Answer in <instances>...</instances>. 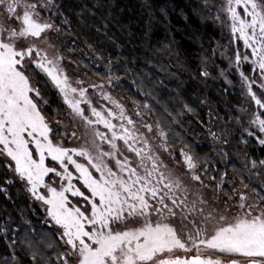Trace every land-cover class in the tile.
Listing matches in <instances>:
<instances>
[{
    "label": "snow or ice",
    "instance_id": "6c2138e0",
    "mask_svg": "<svg viewBox=\"0 0 264 264\" xmlns=\"http://www.w3.org/2000/svg\"><path fill=\"white\" fill-rule=\"evenodd\" d=\"M62 8L59 0H0L3 183H19L44 210L43 223L54 229L50 237L17 240L14 236L8 248L24 245L30 264H264V193L254 188L251 195L234 190L238 201L225 193L233 203L225 202L221 208L215 196L220 185H215L214 198L209 199L207 169L201 173L191 146L180 150L184 169L177 174L156 150L168 152V147L155 146L149 139L153 134L166 140L158 123L155 130L142 123L147 131L141 132L138 120L104 93L103 85L90 87L100 89L113 107H94L83 81L73 86L63 73V57L55 51L49 54L54 47L51 34L67 23ZM214 8L217 15L212 17ZM192 10L201 19L206 12L214 21L224 13L228 23L220 22L230 28L233 42L240 40L250 50L243 56L238 51L235 58L248 106L254 105L244 131L264 145V0H223L219 7L212 0H199ZM242 61L250 63L258 76H246L240 70ZM31 74L46 76L63 97L72 121H81L84 131L72 132L74 140L82 141L79 146L67 147L64 137L55 138L58 129L45 115L48 102ZM82 104L88 105L91 115ZM101 124L107 132L99 130ZM7 191L0 186V192L7 195ZM0 232L6 235L7 229ZM0 264L29 262L13 250Z\"/></svg>",
    "mask_w": 264,
    "mask_h": 264
},
{
    "label": "trees",
    "instance_id": "16d2710c",
    "mask_svg": "<svg viewBox=\"0 0 264 264\" xmlns=\"http://www.w3.org/2000/svg\"><path fill=\"white\" fill-rule=\"evenodd\" d=\"M67 23L61 26L60 45L73 43L88 47L112 74L122 79L121 92L135 107L147 104L149 113L166 133L169 150L179 153L185 145L198 157L205 178L222 184L233 181L248 185L250 191L264 190L249 181L244 164L226 163L225 157L212 145L209 124L213 118L235 116L239 95L227 88L223 81L213 82L201 75L206 53L216 47L221 32L212 18L201 19L192 6L199 0H59ZM148 5L146 7L145 5ZM56 23L59 25L60 21ZM211 53V52H210ZM88 72L98 71L88 59H78ZM41 94L57 111L63 106L46 80L35 75ZM187 106V107H186ZM191 109V111H189ZM212 123H216L214 120ZM217 124V123H216ZM244 153L249 161L264 160V146L249 141ZM215 177L214 180L211 178ZM223 178V179H222ZM5 170L0 168V186L7 187V195L0 192V260L11 257L26 260V248L17 240L50 237L49 226L43 223L40 210L33 206L19 183L4 185ZM234 186V184L232 185ZM227 194L228 187H224ZM17 229V232H13ZM23 249V251H22Z\"/></svg>",
    "mask_w": 264,
    "mask_h": 264
},
{
    "label": "rangeland",
    "instance_id": "374dc122",
    "mask_svg": "<svg viewBox=\"0 0 264 264\" xmlns=\"http://www.w3.org/2000/svg\"><path fill=\"white\" fill-rule=\"evenodd\" d=\"M212 2L216 5V7H219L223 3V0H212ZM238 11L242 12L241 9H238ZM216 15V8H214L211 13V16L214 17ZM219 15L220 20H223L225 21V23H228L227 17L224 13H219ZM205 16L208 19L211 18L206 12ZM220 20H213L221 34L218 42H216V47L214 48V50L212 49L210 51L211 53H206L207 56L203 60L202 72L206 71L208 73L207 76L203 77L213 82L223 81L227 88H229L233 93L239 95V106L235 107V116L227 115V117L225 118L212 119L209 124V133L216 134L215 137L210 134L212 145L217 151L223 154V156L225 157V164H228L230 162H239L244 164V168L246 169L244 170L245 175L249 179V181L264 190V165L256 163V167L253 168V161H249L246 158L247 155L244 153V148H242L243 150H241V146H248V143L249 141H251V139L254 140V142L258 146H264L259 143L257 136H248L247 133L244 131V129L248 127V116L253 112L254 105L252 107L248 106V101L245 96V92L241 86V77L235 66V58L236 53L238 51L241 56H243L246 52L250 55V50H246L244 48L243 42L240 40H236L233 42V37L230 32V28L221 24ZM51 35L53 38L52 42L54 47L49 49V54L51 55V53L55 51L57 54L63 57V60L61 61V68L63 73L68 76L73 86H75L76 81H83V86L88 88L87 99L92 102V105L94 107H96L98 110L101 108V106L105 108L113 107V105L109 101L104 100L102 98L100 89L90 87L91 85H103V92L111 96L112 100H115L119 104L123 105L127 114L132 116L133 119L138 120L137 127H140L142 123H148L152 124L155 130L156 125L154 123L153 118L151 117V114L149 113L148 108L145 109L142 107H135L130 104V102L124 97L121 92V83L123 82L122 79L115 77L112 74V71L108 70V67H105L102 64L100 59L93 53L91 49H89L88 47L76 46L70 42L65 43V47H62L59 44L60 39L62 38V33H52ZM83 58L88 59L89 62H91L95 66V69L97 71L101 68L106 69V71L104 72L105 74L86 71L81 62L78 61V59ZM240 70H242L246 76H258V72L253 73L252 65L246 61L241 62ZM31 75L33 76V84L36 85V76L35 74ZM110 76L112 77L111 83H109L108 81V77ZM43 79L47 81L49 86L56 93L60 103L63 106L61 111H57L53 109L51 105H49V103L47 104L45 115L49 118L51 126L53 128L58 129V131L55 132L53 135L56 139L64 137L63 142L67 147L79 146L82 141L74 140L72 138V132L73 130H77L78 133H82L84 131L83 127L81 126V121L79 119H77L75 122L72 121V118L69 115L70 110L67 108V105L63 103V97L60 95L59 91L51 84L50 80H48L46 76H44ZM253 90L257 91V93L259 94L258 90L255 87ZM43 100L46 99L43 98ZM81 107L86 110L87 115H91L87 104H82ZM242 109H246V112H242ZM137 111L141 113V117L139 118L135 116V113ZM239 117H243V119H238ZM57 120L60 121L59 124L56 123ZM214 120L217 124L212 123ZM113 123L119 124L120 121L114 120ZM98 127L101 132H107V130L104 129L102 124L98 125ZM252 130L255 131V129ZM65 131H67L66 136H64ZM140 131L146 132L147 130L140 127ZM149 139L155 146H158L162 143L167 146L166 140H160L158 135L149 134ZM119 143H121L122 145V142ZM156 150L159 151V155L164 160V162L168 164L170 169L176 171L177 174H180L183 171L184 165L183 158L180 156V150L178 155L177 153L175 154V152L169 150V148L168 152L159 150L158 147L156 148ZM232 180L233 181H230L229 184L226 183V178L223 179L222 184H220V182H217L220 187L218 189H215V196L218 197L216 202L221 208L225 206V202H227L228 204L233 203V201L228 200V195H225V193H227L224 189L225 186L228 187L227 191L230 192V195H233L234 200L236 201H238L239 197L235 194L234 190H237L239 192H247L249 193V195H251V191L248 185V187L245 188L244 184L241 185L239 182H236L233 178ZM204 181L206 184H209L208 189L205 190L207 196L209 197V199H213V189L215 188L213 186L214 181H207L205 176ZM233 184L234 186H232ZM29 200L33 206H36L40 210L42 215V221H44L46 218V214L44 210L40 207L39 202H34L30 198Z\"/></svg>",
    "mask_w": 264,
    "mask_h": 264
}]
</instances>
